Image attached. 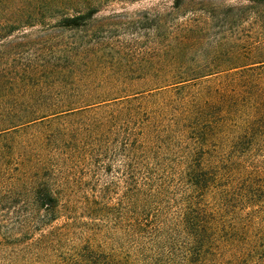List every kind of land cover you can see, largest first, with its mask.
<instances>
[{
    "label": "trees",
    "instance_id": "16d2710c",
    "mask_svg": "<svg viewBox=\"0 0 264 264\" xmlns=\"http://www.w3.org/2000/svg\"><path fill=\"white\" fill-rule=\"evenodd\" d=\"M185 4L201 8L140 86L98 76L105 39L87 32L102 0H0L1 31L60 42L28 66L24 87L9 86L25 97L0 96V211L45 212L39 236L3 235L1 248L54 251L59 226L44 227L63 218V229L92 228L51 264H264V0L174 7ZM53 17L72 40L46 29ZM212 29L210 64H183L184 44Z\"/></svg>",
    "mask_w": 264,
    "mask_h": 264
},
{
    "label": "rangeland",
    "instance_id": "374dc122",
    "mask_svg": "<svg viewBox=\"0 0 264 264\" xmlns=\"http://www.w3.org/2000/svg\"><path fill=\"white\" fill-rule=\"evenodd\" d=\"M211 1L234 5L247 3L250 0ZM102 2L103 6L87 32L88 37H91L89 40L99 36L105 39L104 48L108 55L103 60L102 69L99 70L101 73L98 76L103 80L117 79L135 82L140 86L148 80L155 79L150 73L156 69L158 64L166 66L170 63L169 54L179 47L178 42L185 35L179 26L184 24L193 10L201 8L199 4H185L176 8L174 7L175 0H102ZM3 22L5 21L0 15V29ZM56 22V17L46 18L45 24L48 25L46 29L50 33L55 32L60 35V38L72 40L74 32L64 34L62 30L54 27ZM8 30L9 28L0 30V77L4 81V84L0 86V96L25 97L28 93L24 88L17 91L9 86L14 85L16 88L20 84L24 87L23 80L26 78L25 71L28 66L32 64L40 69L46 63V57L42 54L47 53L46 49L56 48L60 42L58 39L47 44L43 39L46 34L36 32L31 34L33 29L23 25L11 34ZM217 32V29H212L208 34V41H198L196 44L191 41L184 44L186 48L188 47L189 53L182 63L194 67L210 64L207 57L214 53L212 42L216 40ZM56 61V57L51 60L52 63ZM39 127L25 131H28L27 135H30ZM113 151L111 147L110 152ZM115 191L116 193L111 194V198L116 201L123 192L122 184ZM43 214H45L44 211L38 213L32 206L26 205L22 207V210L12 209L11 213L0 211V240L3 235H25L26 232H30L31 236H39L43 232V227L40 229L37 220ZM62 223L63 218L52 226L44 227L46 230L44 232H47L53 226H59L50 236V240L56 244V250L39 251V248H29L24 244L0 247V264H38L40 260L42 264H51L54 258L64 260L67 257L66 253L70 254L73 251L75 244L80 243V237L92 226L77 222L70 229H63ZM65 230L67 231L60 236L59 233ZM118 237L119 235L117 239ZM113 244V247L119 251L123 249L124 244L126 247L125 241ZM127 249H130L128 245Z\"/></svg>",
    "mask_w": 264,
    "mask_h": 264
}]
</instances>
